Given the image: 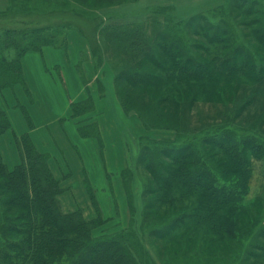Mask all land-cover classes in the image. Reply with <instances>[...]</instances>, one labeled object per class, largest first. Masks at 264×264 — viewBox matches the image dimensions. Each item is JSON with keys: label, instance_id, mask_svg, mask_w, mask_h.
<instances>
[{"label": "trees", "instance_id": "trees-1", "mask_svg": "<svg viewBox=\"0 0 264 264\" xmlns=\"http://www.w3.org/2000/svg\"><path fill=\"white\" fill-rule=\"evenodd\" d=\"M31 1L21 7L34 10L36 6ZM75 1L77 3L65 0L63 8L68 10L76 4L89 6L94 3L93 0ZM106 1L99 0L98 3H103L100 7L105 6ZM16 2L21 5L20 0H10V6ZM231 4L235 19L249 27L250 32L246 33L257 36L264 48V27H255L256 22L252 21V0H235ZM262 17L264 19V13ZM225 19L232 23L223 15L212 34L198 28L194 30L207 40L196 43L205 57L189 53L184 40L175 31L165 30L156 17L149 30L133 23L105 26L103 31L109 29L102 39L108 47L105 52L111 48L114 53L129 56L126 59L129 67L115 73L119 99L131 109L136 105L140 111L151 113L161 102L180 104L183 116L199 101L224 102L235 109V115H241L252 105V89L246 87L252 85V80L264 82V67L258 65V58L250 47L234 41ZM66 23L61 27L66 29ZM21 26H5L0 33V137L13 129L3 93L21 86L32 101L24 75V57L48 47L66 49L68 44L66 35H61L58 27ZM146 34L152 36L148 42ZM58 39L62 42L57 43ZM93 49L96 55L99 51ZM211 51L215 53L211 55ZM128 88L140 95L131 96ZM141 96L148 97L152 107L141 102ZM17 107L24 113L29 128H33L28 109L19 103ZM93 107L92 98L74 103L73 115H85ZM160 117L163 120V116ZM183 119L178 120L177 126L185 130ZM81 130L83 137H98L96 124ZM129 137L127 149L130 148ZM14 141L20 156V163L14 168L6 165L0 150V264H156L154 254L148 249L152 240L172 255L184 253V250L189 256L196 255L199 250L210 255L215 249L230 254L235 251L234 243L241 239L240 233L251 231L252 203L247 202V196L253 164L264 158V142L239 137L233 129L206 136L203 148L193 144L166 147L161 160L153 158L154 154L143 142L140 155L151 180V189L149 184L144 192L150 200L144 208L143 221L154 218L164 225L144 226L138 219L134 197L129 191L130 178L124 171V186L133 219L120 232L109 234L106 231L97 237L95 233L104 230L105 221L113 218L104 219L87 179L86 187L97 212L92 220L86 219L82 210L64 211L59 200L63 189L50 166V156L36 148L30 133H15ZM126 170L134 173L130 167ZM245 255L244 264L252 258V241Z\"/></svg>", "mask_w": 264, "mask_h": 264}, {"label": "rangeland", "instance_id": "rangeland-1", "mask_svg": "<svg viewBox=\"0 0 264 264\" xmlns=\"http://www.w3.org/2000/svg\"><path fill=\"white\" fill-rule=\"evenodd\" d=\"M64 1L33 0L31 4L36 6V8L27 10L21 6L28 0H20L21 5L16 2V5L11 6L10 0H0V33L2 32V27H10V25H22L21 27L26 25V27L32 28L53 26L54 29L58 27L61 35H66V37L77 33L76 35L79 36L80 40L78 41L77 38H74L75 44L78 45V43L83 41V45L88 46L91 59L93 57L95 59L93 48L102 51L103 55L101 52H97L96 57L99 58L98 56L101 55L106 62L104 69H106L107 73L102 76L103 81L110 85V97L106 110H108L110 121L119 118V122L116 119V125L126 130V146L128 137L131 136L129 137L130 148H128L126 153V158H128L126 169L130 167L134 173L130 174V171H125H127L126 175L130 178L131 188L129 191L134 197L140 221H143L145 216L144 208L150 200L148 195L144 196V192H146L149 184L151 189L150 175L145 169V163H142V155H140L143 153V148L141 150L143 142L150 153L154 154L153 158L158 160H161L162 150L166 147L193 144L195 147L201 145V148H203V138L219 135L227 128L235 130L239 137L252 138L256 142H264V82L257 83L252 80V85L246 87L250 88V90L252 89V105L247 107L239 116L235 115L234 108L229 107L224 102L212 101H199L184 116L181 112L180 104L171 102H161L158 106H154L153 113L144 110L140 111L136 108V105L131 109L128 105L126 106L124 100L123 102L119 99L116 91L119 92L120 88L119 83L115 79V73L118 70H125L129 67L126 61L129 56L122 55V52L114 53L111 48H109L108 53L105 52L108 47L106 43L104 46L102 41L103 35L109 30L103 31L105 26L109 27L113 23L119 22L125 24V26L133 23L135 25L142 24L143 28L149 30L152 19L156 17L160 19V24L165 30L175 31L184 40V45L190 51L189 53L192 52L200 57H205L201 46H196V43H206L207 40L204 35L194 33V30L199 29L201 32L212 34L213 30L218 28L220 18L226 15L232 22L230 24V21L225 19V23L230 25V34L234 41L241 46L250 47L254 57L258 58V65L264 67L263 43L257 36L248 35L246 32H250L249 27L244 26L242 22L235 19L232 14L234 8L231 4L235 0H108L103 7H100L103 3H98L99 0H93V5L76 4V6L68 10L63 8ZM67 1L76 2L75 0ZM248 1L251 2V0ZM78 8H81L82 11L78 10ZM263 11L264 0H252V21L253 19L255 20V27L259 25L261 28L264 27ZM65 23L67 25L66 29L61 27V24L65 25ZM102 25L104 26L102 27ZM253 27L252 25V29ZM66 37H63V39ZM145 39L147 42L151 40V34H146ZM59 42L61 43L62 40L58 39L57 43ZM214 53V51H211V55ZM81 58L85 60V63L89 62L88 54L83 52ZM97 60L100 63L99 59ZM91 64H86L87 73L92 67ZM80 66H83L81 62ZM96 69L99 71L100 67L97 68L96 66ZM128 90V93L133 97L140 95L129 88ZM140 100L146 106L152 107V101L148 97L141 96ZM161 115L166 124L163 123ZM182 117L184 118V124L186 123V126H184L186 127L185 130L177 126L178 120ZM144 122L149 123V126ZM164 124L171 126H165ZM134 157L135 160L133 159ZM127 197L128 194L126 196V204L122 206V211L114 213L113 219L105 221L102 227L104 230L97 231L95 233L96 237L103 235L106 231L110 232L109 234L120 232L128 226L133 217L129 210ZM247 202L252 203V228L249 234L240 233L241 239L233 245L235 251L229 254L215 249L210 255H207L199 250L196 255L189 256L184 250V253L172 255L169 251L163 250L160 243H154V240H152L148 249L154 254L156 264L157 260L158 264H244L242 259L246 256L245 252L249 248L251 241L252 258L245 264H264V235L261 234L264 232V158L263 160H255L253 164L252 182ZM143 223L144 226L151 225L152 227L164 225V222L162 223L154 218H149L147 222L143 221ZM209 248L212 247L209 246Z\"/></svg>", "mask_w": 264, "mask_h": 264}, {"label": "crops", "instance_id": "crops-1", "mask_svg": "<svg viewBox=\"0 0 264 264\" xmlns=\"http://www.w3.org/2000/svg\"><path fill=\"white\" fill-rule=\"evenodd\" d=\"M76 34L67 37L69 46L66 49L48 47L43 52H30L24 57V75L32 101L21 86L3 93L13 129L0 137V150L6 165L14 168L20 163L15 133L29 132L36 148L50 156V166L63 189L59 200L64 211L82 210L88 220L97 217L86 187L87 179L104 218H113V214L122 211L126 204L122 175L128 160L126 130L116 125L119 118L110 121L106 110L110 85L102 78L107 73L105 60L101 55L91 59L83 41L78 43L79 47L75 44L74 38L80 40ZM83 52L89 55L88 63H92L88 73V63L81 58ZM96 66L100 67L99 71ZM88 98L94 101L92 111L75 117L73 104ZM18 103L28 109L33 128H29ZM91 124L97 125L98 137H83L81 128Z\"/></svg>", "mask_w": 264, "mask_h": 264}]
</instances>
